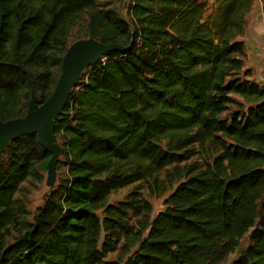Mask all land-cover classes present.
Segmentation results:
<instances>
[{"label":"trees","instance_id":"obj_1","mask_svg":"<svg viewBox=\"0 0 264 264\" xmlns=\"http://www.w3.org/2000/svg\"><path fill=\"white\" fill-rule=\"evenodd\" d=\"M124 3L0 0V122L25 116L33 90L47 100L74 41L126 47L73 87L55 123L66 173L32 220L25 184L51 152L37 134L0 151V264H100L117 250L113 264H220L251 229L232 264H264V85L240 40L252 0ZM137 183L172 190L154 218L138 190L110 202Z\"/></svg>","mask_w":264,"mask_h":264},{"label":"water","instance_id":"obj_2","mask_svg":"<svg viewBox=\"0 0 264 264\" xmlns=\"http://www.w3.org/2000/svg\"><path fill=\"white\" fill-rule=\"evenodd\" d=\"M114 50L124 51L126 47L118 43L105 44L93 37L79 39L70 44L63 57L55 88L47 100L38 105V96L33 90L25 116L0 122V151L23 134H37L39 142L51 152L47 184L54 186L57 180V164L63 153L55 134L56 120L62 114L72 89L78 84L84 70Z\"/></svg>","mask_w":264,"mask_h":264},{"label":"rangeland","instance_id":"obj_3","mask_svg":"<svg viewBox=\"0 0 264 264\" xmlns=\"http://www.w3.org/2000/svg\"><path fill=\"white\" fill-rule=\"evenodd\" d=\"M124 6L127 4L128 0H124ZM208 4V7L211 10L213 9V2L211 0H205ZM119 6H122L120 3ZM74 37H71L70 40L73 41ZM237 101H241L242 99L239 97H235ZM238 106L237 104H231L230 105V110L225 113L224 116L229 115L231 112L237 110ZM58 142L60 143V140L58 139ZM61 156L59 160H61ZM193 160V159H191ZM66 169L65 167L58 166L57 168V180L55 182L54 186H49L47 184V172L44 173V178L42 181H34V182H29L25 184V203L26 207L29 210L30 216L29 220H32V215L36 212L37 208L42 205L45 196L50 192L51 189L57 186L60 178L65 176ZM138 190L140 192V195L142 196L143 199L147 200L151 207H152V213H151V218H154L160 211H162L165 208V199L167 196L170 194L172 191L171 189L167 190L165 193H158L156 191H152L150 188L147 187L146 184L142 183H137L133 185L126 186L125 188L119 190L117 193L113 194L110 198V202H118L121 200H124L127 198V196L135 191ZM135 220V217L132 218V221ZM251 230H249L241 239L240 245L238 248L229 253L226 258L220 263V264H232L234 260H236L241 252L245 250L249 245H250V235H251ZM121 255L120 250L110 252L108 253L103 262L100 264H113L114 262H119L118 258ZM118 264H124V262H120Z\"/></svg>","mask_w":264,"mask_h":264},{"label":"crops","instance_id":"obj_4","mask_svg":"<svg viewBox=\"0 0 264 264\" xmlns=\"http://www.w3.org/2000/svg\"><path fill=\"white\" fill-rule=\"evenodd\" d=\"M214 3V0H211ZM264 0H252V6L245 16L244 32L240 40L244 43L245 69L250 71V79L262 85V44L264 42Z\"/></svg>","mask_w":264,"mask_h":264},{"label":"built area","instance_id":"obj_5","mask_svg":"<svg viewBox=\"0 0 264 264\" xmlns=\"http://www.w3.org/2000/svg\"><path fill=\"white\" fill-rule=\"evenodd\" d=\"M263 27H264V20H263ZM262 49H263V52H262V63H261V67H262V75H263L262 85H264V42L262 44Z\"/></svg>","mask_w":264,"mask_h":264}]
</instances>
